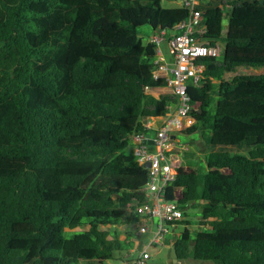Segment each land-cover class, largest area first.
I'll list each match as a JSON object with an SVG mask.
<instances>
[{"label": "trees", "instance_id": "obj_1", "mask_svg": "<svg viewBox=\"0 0 264 264\" xmlns=\"http://www.w3.org/2000/svg\"><path fill=\"white\" fill-rule=\"evenodd\" d=\"M195 9L197 36L224 48L187 89L183 132H200L206 166L177 168L164 189L183 215L200 204L199 228L177 222V262L162 264H264V0ZM188 14L178 0H0V264H107L134 247L116 228L147 201L132 137L178 103L151 93L167 87L151 39Z\"/></svg>", "mask_w": 264, "mask_h": 264}, {"label": "built area", "instance_id": "obj_2", "mask_svg": "<svg viewBox=\"0 0 264 264\" xmlns=\"http://www.w3.org/2000/svg\"><path fill=\"white\" fill-rule=\"evenodd\" d=\"M189 9L188 17L176 24L172 29H162L152 37V42L157 46L163 40L167 41L170 50V60L165 61L164 55L157 49V68L153 72L155 79H164L167 88L178 98L175 107H168V113L161 117L147 119L144 126L146 129L156 128L152 140L156 151L148 149L150 136L148 133H137L132 137L133 153L137 161L144 166L149 162L148 181L141 188L147 201L137 207L136 213L139 222L134 233L142 235L148 233L151 223L154 226L153 236L146 246L131 248L130 254L135 255L130 262L123 264H147L150 259V249H156L163 245L168 227L176 226L177 222L184 218L183 211L177 203L166 200L164 189L175 178V171L179 161V153H174L176 146L183 149L172 132H182L184 127H189L188 118L194 109V103L187 92L188 87L198 86L204 71V65L199 62L204 57H215L221 49L220 42L216 46H210L200 39L197 34L205 33V26L200 22L201 12L195 8L204 0H178ZM146 89H149L146 87ZM145 167V166H144ZM156 220V222H155ZM175 240V239H174ZM174 241H172L173 244Z\"/></svg>", "mask_w": 264, "mask_h": 264}, {"label": "rangeland", "instance_id": "obj_3", "mask_svg": "<svg viewBox=\"0 0 264 264\" xmlns=\"http://www.w3.org/2000/svg\"><path fill=\"white\" fill-rule=\"evenodd\" d=\"M177 5V3L174 2H169V1H163L162 2V6L165 8L168 7H173ZM224 9V17H223V29L224 31L226 30V26H227V22H228V14L225 11V8L222 7ZM137 33L139 35V37L143 40L144 43H147L150 40V37L152 35V30L148 25H144V26H140L137 28ZM221 45V49L224 48V44L222 42H220ZM158 48L160 49V51L163 53L164 58H166L167 60H170V50L169 47L167 45V41L163 40L162 42H160V44L158 45ZM166 91L167 89H162L160 92L155 91L152 93L154 95H158L160 94L162 91ZM148 134H150V136L152 138H154L155 136V132L153 131V129L149 130ZM171 135L173 137H176L178 139V143H175V145L177 144H181L183 145V149L179 152L180 157L182 156V165L183 166H189L191 165L192 167L199 169V170H204L205 168V162L203 160V155H200L199 153L205 152L207 149V147L205 146V142L203 141V139L201 138V134L199 131H194L193 133L187 134L184 132H172ZM186 147V149H185ZM186 150V152H184ZM149 151L151 152H155L156 148L152 147ZM174 153H176V151H173ZM185 153V154H183ZM179 157V158H180ZM180 161V159H179ZM180 165V164H179ZM184 215L185 217L183 219L186 220V222L189 224L188 225V229L190 230V232L192 234H194V232L199 228V222H200V204L199 203H195L193 205H189L185 210H184ZM156 222V220H155ZM150 231L148 233L142 234V235H134L131 238V241L135 246L138 247H143L146 246V244L148 243V241L152 238L153 236V230H154V226L149 223L148 224ZM187 225L185 224H178L174 230L175 232L172 231L171 227H168V232L165 235V240L163 245L159 246L156 249H150L148 254L150 256L149 261L155 264H162V263H168L170 259L174 258V252H173V244H172V240L175 238V235L177 237V235H179L184 228ZM87 227H84L83 229H86ZM117 229H120L119 231H121L124 235L126 232H129L130 230H134L136 231V227H132L129 228L128 226H126V224H121L118 225L116 227ZM131 249L124 251V252H118L115 255V259L108 261L107 264H123L122 262L124 261H128L130 262L132 258L135 257V255L130 254ZM193 260L189 259L185 262V264H192Z\"/></svg>", "mask_w": 264, "mask_h": 264}, {"label": "crops", "instance_id": "obj_4", "mask_svg": "<svg viewBox=\"0 0 264 264\" xmlns=\"http://www.w3.org/2000/svg\"><path fill=\"white\" fill-rule=\"evenodd\" d=\"M164 60L165 61H169V60H167L166 58H164ZM162 89H167L166 91H162L160 94H163V93H169L170 92V90L167 88V87H165V88H155V89H152L151 90V93H152V91L153 92H155V91H158V92H160ZM153 94V93H152ZM160 94H158V95H160ZM154 95V94H153ZM158 95H155L156 97L158 96ZM194 122V119L193 118H188L187 119V123H191V125H192V123ZM190 125V126H191ZM151 129H153V131L154 132H156V128H154V127H152ZM150 129V130H151ZM177 132H179V131H177ZM183 132V131H182ZM149 136H150V134H148ZM152 140H153V138L150 136V140L148 141V149L150 150L152 147H155V145L153 144V142H152ZM176 140H177V142H178V139L176 138ZM178 145V144H177ZM185 149H186V147H185ZM174 151H176V153H179L180 151H181V149H180V147H178V146H176L175 147V149H174ZM184 152H186V150L184 151ZM206 152H202V153H199L200 155H203V154H205ZM183 154H185V153H183ZM179 157H180V154H179ZM180 159V161H178V164H177V167L176 168H180V167H182L183 165H182V162H183V160H182V156L179 158ZM180 164V165H179ZM127 226V225H126ZM177 226V225H176ZM176 226H170L171 228H172V231L173 232H175V230H174V228L176 227ZM120 230V229H119ZM124 237H125V235L122 233V235H121V238L122 239H124ZM172 241H174V239L172 240Z\"/></svg>", "mask_w": 264, "mask_h": 264}, {"label": "water", "instance_id": "obj_5", "mask_svg": "<svg viewBox=\"0 0 264 264\" xmlns=\"http://www.w3.org/2000/svg\"><path fill=\"white\" fill-rule=\"evenodd\" d=\"M149 165H150L149 162L144 164L145 167H148ZM169 262L176 263L177 259L174 257V258L170 259Z\"/></svg>", "mask_w": 264, "mask_h": 264}, {"label": "clouds", "instance_id": "obj_6", "mask_svg": "<svg viewBox=\"0 0 264 264\" xmlns=\"http://www.w3.org/2000/svg\"><path fill=\"white\" fill-rule=\"evenodd\" d=\"M183 131V130H182Z\"/></svg>", "mask_w": 264, "mask_h": 264}]
</instances>
